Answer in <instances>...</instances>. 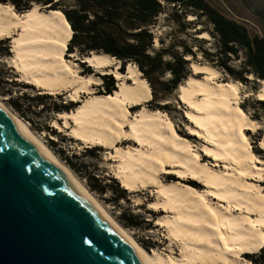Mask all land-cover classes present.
<instances>
[{
    "label": "bare ground",
    "instance_id": "bare-ground-1",
    "mask_svg": "<svg viewBox=\"0 0 264 264\" xmlns=\"http://www.w3.org/2000/svg\"><path fill=\"white\" fill-rule=\"evenodd\" d=\"M193 17L190 15L189 19ZM70 33L69 24L57 10L42 11L40 5L35 4L31 9L16 13L12 5L0 3V39L12 40V61L22 80L50 94L72 91L73 100L81 97L82 92L89 95L72 113L60 114L64 116L66 127L71 124L68 118L73 119V137L107 147L114 145L121 136L136 141L138 146L117 149L119 175L130 190L155 185L165 199L160 201L162 205L176 212L172 219L162 220L161 224L166 225L171 236L184 241L181 262L161 254L149 256L71 170L0 100L3 113L108 218L145 264H253L240 253L257 252L262 245L264 190L247 177L261 182L264 166L256 164L258 157L251 151L244 131L248 127L255 128L256 122L238 105L241 83L233 80L217 83L219 71L215 67L194 63V72L203 71L207 76L198 80L191 75L186 84L179 86L182 101L191 107L187 113L196 125L192 131L210 143L205 146L208 155L216 161H225L226 170L209 168L201 162L199 153L176 135L174 123L164 111L146 107L151 88L136 64L129 62L126 72H121L120 61L114 57L97 52L89 54L86 61L91 67L102 73H112L119 80L118 89L109 95L97 96L95 86L102 84V79L93 73L81 75L79 66L63 57ZM200 36L209 38L206 32ZM258 95L264 99V91ZM127 105L143 108L130 113ZM261 145L264 146L263 141ZM166 163L171 164L180 177L192 176L204 184L207 191L201 193L184 183L164 184L158 172ZM210 194L218 202L224 201L226 206L221 208L212 203L214 198L210 199Z\"/></svg>",
    "mask_w": 264,
    "mask_h": 264
},
{
    "label": "rangeland",
    "instance_id": "rangeland-1",
    "mask_svg": "<svg viewBox=\"0 0 264 264\" xmlns=\"http://www.w3.org/2000/svg\"><path fill=\"white\" fill-rule=\"evenodd\" d=\"M207 1L218 8L224 15L245 24L252 35L260 34L264 36V0ZM12 6L16 13L23 12L17 11L15 6ZM45 6L47 5H40V9L47 12L52 11L48 7L44 9ZM164 6L165 10L158 15L153 28L155 34L154 48L159 49L162 45H164V47H169L174 43L181 45V42L185 41L187 45L191 46L192 50L197 53L196 59H192V56L188 57L192 59L190 60V67L192 66L191 75L198 78V80L204 79L207 74L203 71H200L196 74L194 72L193 64H207L215 67L219 71L217 78L215 79L217 83H226L231 82L232 80L241 83L242 86L238 105L239 107H243L244 109H242L245 111L247 116L256 122H254L256 129L248 127L244 131L249 138L248 141L251 144V151L254 153L255 157H258L255 159L256 164L258 163L257 165L264 166V146L261 145L262 141L264 142V104L261 105L257 103V100H264L260 99L258 95L260 92L264 91V80L258 81L256 84L253 81L249 83H243L230 77V75H228L224 69L216 67L206 61L200 51L197 50L199 41L195 40L194 37L198 36L195 35L196 29L204 28L206 30L205 32L209 35V38H206L208 39V43H202L201 47H207L213 50L215 48V39L210 34V31L212 30L211 25L206 24L205 20L203 19L199 23H195L197 26L196 28L193 27L194 25H189V28L184 30V27H181L179 23L171 18V5L164 3ZM62 15L64 16L65 14L62 13ZM189 17L190 15L187 17V21L196 19V16H194L192 19H189ZM201 34H199L198 37H201ZM161 39L163 43H161ZM9 40V43H0V100L3 102V104L17 115L21 123L25 124L33 132V134L37 136V138H39L51 150V152L60 162H62L67 168H69V170H71L83 187L97 199V201L107 210V212L115 219V221L122 228H124L137 243H139V245L149 256H152V254H161V256L164 258L171 257L175 259L176 262H181L183 259L181 257L184 250V244L182 242L184 241L182 239L181 241L178 237L176 239L174 235L171 236V233L169 234L170 231L168 232L166 225L161 224L162 220L172 219L176 215V212L174 210L172 211L168 208H165L164 205H162L160 201H164L165 199H163L161 192L159 194L155 185L142 186V188L140 187L130 190L124 186L121 176L119 175V170L117 168L119 157H116L118 156L117 149H127L128 146L134 145L138 146L136 141L130 137L121 136L114 145L107 147V145H93L91 143H86L83 140L74 138L71 133L73 119L68 118V121L71 124L69 127H66L64 124L65 119H63L64 116L60 114L72 113L78 107L83 105L84 101L89 98V95L82 92L80 95L81 97H79L77 100H73V97L71 96L72 91H61V93L59 92L50 94L40 90L32 83L23 81L20 72L16 70V66L13 64V44L12 40ZM69 42L66 46L67 49L65 48L63 52V57L66 58V60L77 64L80 68L81 75L85 76L89 73H93L102 79V75L111 74L116 79V89L119 88V80L114 74L96 71L86 61V57L89 56V54L97 51H90L86 54H81L77 48L70 51ZM72 53H75V55H72ZM242 60L243 59L241 57V59L235 61V64H237V66L240 65ZM127 65L124 67V71H122L120 69V61L119 70L121 72H126ZM166 77H169V74H166ZM251 77L253 76L251 75L250 78ZM102 81V84L95 86L97 96L109 95L101 94L106 90L104 80L102 79ZM128 82L132 83L130 80H128ZM181 84H186V79L183 80L180 85ZM180 85H178V87L168 97V100L160 101V104H168L167 109L164 112L173 121L176 135L180 139H183L189 143L193 150L199 153L201 162L206 163L209 168L226 170L224 160L216 161L211 154L208 155L206 153L205 146L207 147L210 145V143L207 142V139L204 136H201L199 133L192 131V129H196V125L193 123L194 121L192 122L187 113L190 111L189 109H191V107L189 108V105H187L186 102H183L180 97ZM37 94H45L48 95V97L33 100L27 99V97H33ZM20 96L26 97V99H23L22 102L25 104V113L27 115V119H29L30 122L21 118L19 114L10 106L9 99L11 97L15 98ZM70 102L73 104L79 103V105L69 108L68 111L64 110L66 109L65 106H69ZM147 102L145 103L146 107L151 109L149 103ZM57 108L62 110L57 112ZM142 108L143 106L141 105H136L132 108H129L127 105V110L133 113L142 110ZM60 126L62 127L60 128ZM48 127H51L50 130H48ZM257 127L259 128L257 129ZM126 129L127 127L124 128V130ZM51 139L54 141V143L50 142ZM90 147L95 149L89 152L86 150V148ZM63 152L64 154L61 156ZM65 155L68 156L81 171H74L71 169L64 161L63 157ZM163 167L164 168L158 172V176L164 184L184 183L186 185H191L201 193L207 191V187L204 184L197 182L192 178V176L180 177L178 173L176 174L171 164H163ZM88 176H95L96 179H98V183L102 181V184L106 183L109 185L106 189V192L100 194L99 192L90 189L88 186L89 182L87 181ZM111 178L115 179L120 188L126 190L125 195H123V192L117 189L116 183L113 182ZM247 178L250 182L260 184L264 190V179L260 182L254 177ZM120 195H122L123 198L120 199ZM209 198H214L212 203L221 206V208L226 206L224 201L218 202L219 200L212 194L209 195ZM158 202L159 204H157ZM123 212H131L133 215H136V221L139 222L138 226L135 228L124 227L119 222V217ZM238 212L239 210L236 211V213ZM261 231L263 233L262 236L264 237V229L261 228ZM263 237L261 247L263 246ZM246 253L252 252L245 251L244 253H240L241 257L247 259L244 256Z\"/></svg>",
    "mask_w": 264,
    "mask_h": 264
},
{
    "label": "trees",
    "instance_id": "trees-1",
    "mask_svg": "<svg viewBox=\"0 0 264 264\" xmlns=\"http://www.w3.org/2000/svg\"><path fill=\"white\" fill-rule=\"evenodd\" d=\"M163 2L171 5V18L184 27V30L189 25L196 28L195 23L203 19L206 24L211 25L210 34L215 39L213 50L201 47L202 43H208V39L198 37L206 31L204 28L196 29L195 35L198 36L194 37L199 41L197 50L206 61L224 69L230 77L243 83L253 81L256 84L264 80V36L252 35L245 24L224 15L207 0H0V3L14 5L19 12L38 4L65 14L72 30L70 51L77 48L81 54L90 51L108 54L121 61L122 71L129 62L135 63L151 88L152 98L147 102L150 108L165 111L168 104H160V101L168 100L178 85L191 75L190 60L196 59L197 53L185 41L181 45L174 43L169 47L162 45L159 49L154 48L153 28L156 18L165 10ZM189 15L196 16V19L187 21ZM9 41V38L0 39L1 44ZM160 41L163 43L162 39ZM241 57L243 60L237 66L235 61ZM251 75L253 77L250 78ZM102 79L106 90L101 94H110L116 90V79L111 74L102 75ZM46 97L48 95L37 94L27 99ZM23 99L26 97H11L9 103L21 118L30 122ZM257 103L263 105L264 100H257ZM77 105L79 103L70 102L64 110L68 111ZM61 110L57 108V112ZM50 142L54 143L52 139ZM93 149L95 148H86L89 152ZM63 154L64 152L61 156ZM63 158L71 169L81 171L68 156ZM87 181L89 188L100 194L105 193L109 186L102 184V181L98 183L95 176H88ZM112 181L125 195L126 190L120 188L115 179ZM119 197L123 198L122 195ZM136 220L137 216L131 212H123L119 217V222L127 228L137 227L139 222ZM244 256L253 264H264V237L259 251L246 253Z\"/></svg>",
    "mask_w": 264,
    "mask_h": 264
},
{
    "label": "water",
    "instance_id": "water-1",
    "mask_svg": "<svg viewBox=\"0 0 264 264\" xmlns=\"http://www.w3.org/2000/svg\"><path fill=\"white\" fill-rule=\"evenodd\" d=\"M0 264H145L1 109Z\"/></svg>",
    "mask_w": 264,
    "mask_h": 264
}]
</instances>
